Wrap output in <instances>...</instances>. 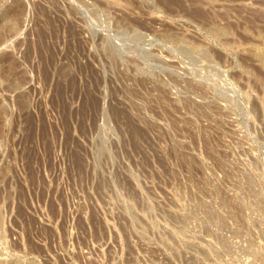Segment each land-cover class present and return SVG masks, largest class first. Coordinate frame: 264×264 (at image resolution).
Returning <instances> with one entry per match:
<instances>
[{
  "label": "rangeland",
  "instance_id": "1",
  "mask_svg": "<svg viewBox=\"0 0 264 264\" xmlns=\"http://www.w3.org/2000/svg\"><path fill=\"white\" fill-rule=\"evenodd\" d=\"M208 1L0 0V264H264V0Z\"/></svg>",
  "mask_w": 264,
  "mask_h": 264
},
{
  "label": "bare ground",
  "instance_id": "2",
  "mask_svg": "<svg viewBox=\"0 0 264 264\" xmlns=\"http://www.w3.org/2000/svg\"><path fill=\"white\" fill-rule=\"evenodd\" d=\"M102 6H104V5L102 4ZM94 7H96V5ZM100 9H102V8H100ZM100 9H99V11H100ZM249 9H251V8L249 7ZM261 10L260 11H254V13H253V11H251L252 13L251 12H250L251 14L249 13L250 14V18L247 19V20L248 21H252L253 20V21H258V22L264 23V11H261ZM195 11H196V14L198 16L204 18V20L202 21V23H208L209 22V19H211L213 16H216V17H218V16L224 17L226 15V13H222L220 11H217L214 8V6L211 5V2L208 1V0H196V10Z\"/></svg>",
  "mask_w": 264,
  "mask_h": 264
}]
</instances>
